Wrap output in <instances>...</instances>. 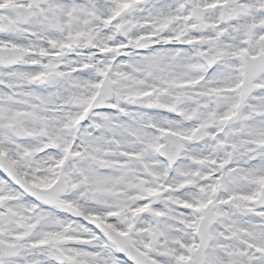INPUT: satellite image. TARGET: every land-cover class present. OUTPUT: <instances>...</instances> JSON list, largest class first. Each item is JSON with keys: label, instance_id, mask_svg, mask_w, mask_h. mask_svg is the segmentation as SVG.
I'll return each mask as SVG.
<instances>
[{"label": "snow or ice", "instance_id": "snow-or-ice-1", "mask_svg": "<svg viewBox=\"0 0 264 264\" xmlns=\"http://www.w3.org/2000/svg\"><path fill=\"white\" fill-rule=\"evenodd\" d=\"M0 264H264V0H0Z\"/></svg>", "mask_w": 264, "mask_h": 264}]
</instances>
